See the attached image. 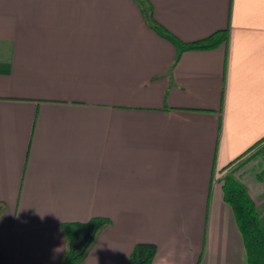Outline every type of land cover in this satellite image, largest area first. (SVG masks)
I'll list each match as a JSON object with an SVG mask.
<instances>
[{
	"label": "crops",
	"instance_id": "0c3cea01",
	"mask_svg": "<svg viewBox=\"0 0 264 264\" xmlns=\"http://www.w3.org/2000/svg\"><path fill=\"white\" fill-rule=\"evenodd\" d=\"M145 2L0 0V264H56L59 225L92 216L110 224L79 264L138 242L247 264L220 170L264 136V0ZM154 26L227 35L180 49ZM256 160L238 177L264 228Z\"/></svg>",
	"mask_w": 264,
	"mask_h": 264
},
{
	"label": "trees",
	"instance_id": "16d2710c",
	"mask_svg": "<svg viewBox=\"0 0 264 264\" xmlns=\"http://www.w3.org/2000/svg\"><path fill=\"white\" fill-rule=\"evenodd\" d=\"M141 5H149L140 0ZM148 12V11H147ZM150 18V12H148ZM152 22V21H151ZM161 36L180 49H208L226 40L227 28L190 42H183L158 26H154ZM257 158L264 163V136L246 149L242 154L225 165L220 172L222 199L230 207L236 222L247 264H264V228L258 220V212L246 187L240 181V169ZM0 200V214L5 210ZM110 224L105 216H92L82 221L62 222L59 231L62 238L61 250L56 264H79L88 254L100 233ZM156 251L152 242L135 243L130 250L126 264H150Z\"/></svg>",
	"mask_w": 264,
	"mask_h": 264
},
{
	"label": "rangeland",
	"instance_id": "374dc122",
	"mask_svg": "<svg viewBox=\"0 0 264 264\" xmlns=\"http://www.w3.org/2000/svg\"><path fill=\"white\" fill-rule=\"evenodd\" d=\"M256 159H257V158H256ZM257 160H258V159H257ZM257 160H256V161H257ZM252 163H254V162H251V161H250V162H248V163H247L244 167H242V168L249 167ZM260 164H262V163H260ZM242 168H241V169H242Z\"/></svg>",
	"mask_w": 264,
	"mask_h": 264
}]
</instances>
